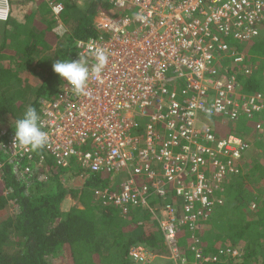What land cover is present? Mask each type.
Masks as SVG:
<instances>
[{"label": "built area", "instance_id": "obj_1", "mask_svg": "<svg viewBox=\"0 0 264 264\" xmlns=\"http://www.w3.org/2000/svg\"><path fill=\"white\" fill-rule=\"evenodd\" d=\"M112 1L131 5L134 14L116 18L101 12L98 27L108 35L80 41L89 68L96 49L108 53V63L100 79L89 80V94L78 95L67 84L43 103L40 119L48 134L43 148L59 165L76 157L95 173L125 172L118 190L97 191L122 213L151 208L152 197L160 198L152 211L167 252L135 244L129 255L136 264H153L157 257L186 264L179 232L185 225L194 231L223 203L224 183L240 174L251 146L236 133L217 135L210 120L264 111L263 93L241 91L239 74L254 68L229 42H247L262 31L264 0ZM51 7L55 16L63 10L62 3ZM232 61L240 67L236 73ZM257 128L264 132L263 123ZM14 135L4 144L10 160L33 163L36 150L14 146ZM192 249L196 262L213 259L198 237Z\"/></svg>", "mask_w": 264, "mask_h": 264}, {"label": "trees", "instance_id": "obj_2", "mask_svg": "<svg viewBox=\"0 0 264 264\" xmlns=\"http://www.w3.org/2000/svg\"><path fill=\"white\" fill-rule=\"evenodd\" d=\"M15 2V15L0 21V264H136L129 255L135 244L164 254L167 243L152 211L160 198L152 197L151 208L122 213L97 193L118 190L119 172L95 173L76 157L67 166L59 165L44 148L34 151L33 163L27 158L11 161L4 149L15 134L16 119L29 106L41 116L43 103L57 98L68 84L53 71L55 60L82 58L80 41L108 35L98 27L101 12L120 18L133 15L134 8L112 0ZM51 3L63 4L59 16ZM229 42L254 68L251 74H239L241 91L264 94V28L247 42ZM225 63L230 65L229 60ZM238 68L230 66L234 73ZM210 123L219 136L236 133L253 140L240 163L242 175L224 183L223 203L194 231L185 225L177 243L186 264H201L193 255L196 237L213 257L202 264H264V195L259 183L251 184L252 174L244 172L251 163L264 170V152H259L264 132L257 128L264 124V111L237 120L212 118ZM255 150L261 154L254 156ZM42 156L44 163L37 164ZM68 201L73 203L66 207Z\"/></svg>", "mask_w": 264, "mask_h": 264}, {"label": "clouds", "instance_id": "obj_3", "mask_svg": "<svg viewBox=\"0 0 264 264\" xmlns=\"http://www.w3.org/2000/svg\"><path fill=\"white\" fill-rule=\"evenodd\" d=\"M96 63L89 68L87 62L79 59H57L52 65L53 71L62 81L71 85L74 93L87 95L90 79H100L108 63V53L103 49L95 50ZM15 135L13 144L37 150L48 142V134L42 130L40 115L35 107L29 106L21 118H17L14 125Z\"/></svg>", "mask_w": 264, "mask_h": 264}, {"label": "rangeland", "instance_id": "obj_4", "mask_svg": "<svg viewBox=\"0 0 264 264\" xmlns=\"http://www.w3.org/2000/svg\"><path fill=\"white\" fill-rule=\"evenodd\" d=\"M57 29L61 32V31H63L64 29L62 28V26H61V23L59 22L58 23V25H57ZM263 73H264V70H263ZM261 77V76H260ZM264 81V80H263ZM13 121H10V120H8L7 119V122L6 123H9V124H11ZM143 122H145V120L144 121H142V124H144ZM250 140H253V139H250ZM252 145H253V143H252ZM259 152H264V143H263V147H262V150L259 148ZM260 155L261 153H258V151L257 150H255V152H254V156H256V155ZM259 158V157H258ZM255 166H256V164L254 163H251L250 165H248V167H246V169L244 170V172H246V171H248L250 174H252V177H251V180H250V182H251V184L252 185H255V184H257V183H259V194H263L264 195V182H263V180L261 179V178H263V176H264V170L262 169H260L259 170V166H258V168L256 169L255 168ZM262 168V167H261ZM264 168V167H263ZM125 172H120V173H118L117 174V177H118V180L116 181V185H119V182L123 179V177L125 176ZM239 175H242V173L241 174H239ZM239 175H232V176H230V179H233V178H235V177H238ZM259 198V197H258ZM71 200V199H70ZM73 202L72 201H68V202H66V207H68L70 204H72ZM166 263H168V259L166 258V257H161V258H159V257H157L156 258V260L155 261H153V264H166Z\"/></svg>", "mask_w": 264, "mask_h": 264}, {"label": "crops", "instance_id": "obj_5", "mask_svg": "<svg viewBox=\"0 0 264 264\" xmlns=\"http://www.w3.org/2000/svg\"><path fill=\"white\" fill-rule=\"evenodd\" d=\"M16 4L15 0H10L9 3H1L0 4V21H4L9 19L11 15H13V7ZM15 15V13H14ZM264 79V77H262ZM264 83V81H262Z\"/></svg>", "mask_w": 264, "mask_h": 264}]
</instances>
